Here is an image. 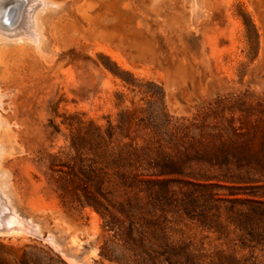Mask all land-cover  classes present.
Here are the masks:
<instances>
[{"label": "rangeland", "instance_id": "rangeland-1", "mask_svg": "<svg viewBox=\"0 0 264 264\" xmlns=\"http://www.w3.org/2000/svg\"><path fill=\"white\" fill-rule=\"evenodd\" d=\"M48 1L1 43L0 264H264L228 218L264 200V0Z\"/></svg>", "mask_w": 264, "mask_h": 264}, {"label": "trees", "instance_id": "trees-1", "mask_svg": "<svg viewBox=\"0 0 264 264\" xmlns=\"http://www.w3.org/2000/svg\"><path fill=\"white\" fill-rule=\"evenodd\" d=\"M188 125H185L184 128H188ZM110 129L111 125L107 128V134L110 137ZM263 136H264V131H263ZM190 145L194 144L193 139L190 140ZM245 149L244 156L245 154L247 156L252 155V152L249 151L247 148ZM94 173V170H90L89 173ZM90 176V175H88ZM82 181V179L80 178ZM89 197L91 200H93L95 203H88L92 204L95 207V204L98 202L93 194L90 195ZM264 196V195H262ZM245 202V200L242 199H234L232 202ZM249 203V209L247 211H237V212H231L228 214V218L231 223L234 224V231L236 229L240 230L241 233L239 235H236L231 239V241H234L233 243L236 244V239L241 240V246H253L257 243H262L264 245V224L260 227L258 220H262L264 222V200H247ZM99 204V203H98ZM262 229L261 231L259 229ZM218 230L221 233H224L225 227L223 225H220L218 227ZM248 241V243H246ZM254 242L252 245L250 243ZM217 255V258L220 262V264H247V258H236L232 252H225L224 250H217L215 253ZM250 264H257L255 262H251Z\"/></svg>", "mask_w": 264, "mask_h": 264}, {"label": "bare ground", "instance_id": "bare-ground-1", "mask_svg": "<svg viewBox=\"0 0 264 264\" xmlns=\"http://www.w3.org/2000/svg\"><path fill=\"white\" fill-rule=\"evenodd\" d=\"M75 1V0H74ZM17 2V1H16ZM22 2L23 3H21V1L19 2V4L21 3V4H23L22 6H23V9H22V11H21V13H20V22L17 24L18 26H16L13 30H8L7 28H4V27H1L0 28V63H2L3 62V59H4V57H5V45H3V44H1L2 42H7V41H15V36L17 35V33H18V31H19V28L21 29V26H23V28H25V29H27V27H29V25L30 24H33L34 25V23H35V21L34 20H37V19H34V20H32V18H33V16L35 15V17H38V16H40L41 14H40V8L41 7H43L44 5H48L49 4V2L50 1H48V0H22ZM9 3V0H0V6L2 5L3 6V8L4 9H6L5 7L7 6V4ZM50 3H52V2H50ZM53 4V3H52ZM57 4V3H56ZM17 5V4H16ZM51 5V4H50ZM14 6H15V4H14ZM54 6H55V4H54ZM57 6V5H56ZM51 7H53V6H51ZM8 8V7H7ZM14 8V7H13ZM13 8L11 9V11H13ZM15 8H17V7H15ZM2 9V8H1ZM19 9V8H18ZM42 9V8H41ZM10 10V9H9ZM17 10V9H16ZM2 11H3V9H2ZM4 13H3V17H4V15H5V10L3 11ZM13 12H16L15 10L13 11ZM13 12H10V13H13ZM2 13V12H1ZM40 14V15H39ZM15 15V14H14ZM1 16V15H0ZM8 16V15H7ZM12 17V16H11ZM39 18V17H38ZM2 20V19H1ZM18 20V19H17ZM40 21V20H39ZM32 22H34V23H32ZM38 22V21H37ZM4 23V22H3ZM30 23V24H29ZM36 24H38V23H36ZM36 24H35V27L33 26V25H31V26H33L34 27V29L36 28ZM41 24V23H40ZM38 26V25H37ZM39 26H41V25H39ZM42 27H43V24H42ZM30 28V27H29ZM39 28V27H38ZM31 29V28H30ZM23 30V29H22ZM27 30H29V29H27ZM23 31H25V30H23ZM35 31H36V29H35ZM39 31V30H38ZM37 31V32H38ZM40 31H42V30H40ZM28 32V31H27ZM26 31L24 32V34L25 33H27ZM29 33V32H28ZM19 34H20V31H19ZM22 34V33H21ZM30 34H33V32H32V30L30 31ZM43 34V33H42ZM35 35V34H34ZM37 35H38V33H37ZM24 36V35H23ZM23 36L22 37H19L20 39L22 38L23 39ZM42 36V35H41ZM41 36H40V34H39V36H34V37H36L35 38V40L37 41H40V40H43L42 38H41ZM19 38L17 37V39L19 40ZM16 39V40H17ZM21 39V40H22ZM24 39H25V36H24ZM32 39H34L33 37H32ZM40 39V40H39ZM20 40V41H21ZM26 40H27V38H26ZM25 40V42H27V41H29V40H27L26 41ZM31 40V39H30ZM34 40V41H35ZM22 42V41H21ZM31 42V41H30ZM33 42V41H32ZM18 43H19V41H18ZM36 45V44H35ZM4 144V143H3ZM2 148V147H1ZM0 148V150H2ZM3 174H5V173H3ZM0 175H1V173H0ZM3 176V175H2ZM5 176H7V175H5ZM1 177V176H0ZM3 180V179H2ZM2 183V182H1ZM5 184V183H4ZM1 185V184H0ZM6 185V184H5ZM3 186V185H2ZM7 186V185H6ZM5 186V187H6ZM4 187V186H3ZM7 188V187H6ZM0 189H1V187H0ZM7 190V189H6ZM4 191V190H3ZM3 195H4V193H2ZM6 194V193H5ZM7 196H10V195H8V194H6ZM6 198V197H5ZM4 198V199H5ZM0 199H3V198H0ZM10 200V199H9ZM8 200V201H9ZM2 201V200H1ZM0 201V202H1ZM3 203V202H2ZM7 203V202H6ZM6 203H3V206L6 204ZM9 203V202H8ZM0 206H1V203H0ZM6 206H7V208H9L8 207V205L6 204ZM1 208H3L2 206H1ZM12 208V207H11ZM3 209H6L5 208V206H4V208ZM1 210V209H0ZM9 211V210H8ZM3 213L5 212V211H2ZM13 212V211H12ZM18 213V212H17ZM2 213L0 212V215H1ZM8 214L9 213H7L6 215H7V219L9 218V220H11V218L8 216ZM19 216V215H18ZM0 217H3V219H5L4 218V216H3V214H2V216H0ZM12 217V219H14L13 218V216H11ZM16 218H18V217H16ZM1 220V219H0ZM6 220V219H5ZM4 220V221H5ZM23 220V219H22ZM3 221V220H2ZM2 221H0L1 223H3ZM17 222V219H15L14 220V222ZM25 221V220H24ZM12 222V221H11ZM26 222H28V221H26ZM20 223V222H19ZM29 223V222H28ZM5 224H7V223H5ZM5 224L3 225V226H5ZM24 224V223H23ZM31 224V223H30ZM35 224V223H34ZM20 227H21V225H19ZM26 226V225H25ZM6 227V226H5ZM15 228V227H14ZM23 228V227H22ZM28 228V227H27ZM30 229V228H29ZM33 229V228H32ZM1 231V230H0ZM8 231V230H7ZM16 231V230H15ZM18 231V230H17ZM35 231H36V228H35ZM29 232H32L31 231V229H30V231ZM51 236V235H50ZM53 241V240H52Z\"/></svg>", "mask_w": 264, "mask_h": 264}]
</instances>
